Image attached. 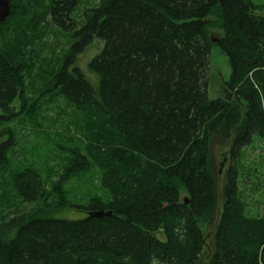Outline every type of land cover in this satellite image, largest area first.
I'll return each mask as SVG.
<instances>
[{
  "label": "trees",
  "instance_id": "obj_1",
  "mask_svg": "<svg viewBox=\"0 0 264 264\" xmlns=\"http://www.w3.org/2000/svg\"><path fill=\"white\" fill-rule=\"evenodd\" d=\"M79 6L13 0L0 25V264H200V223L218 200L211 144L220 134L233 136L232 158L208 264H264V216L247 214L242 190L244 150L264 146V16L251 0H100L78 22ZM52 30L69 40L50 58ZM95 39L105 42L89 63L97 89L76 67ZM214 45L229 58L232 99H209ZM58 103L60 169L15 166L12 124L50 135L57 123L46 113ZM93 172L105 195L73 202L70 185ZM67 209L87 217H54ZM100 212L111 215L90 217Z\"/></svg>",
  "mask_w": 264,
  "mask_h": 264
},
{
  "label": "rangeland",
  "instance_id": "obj_2",
  "mask_svg": "<svg viewBox=\"0 0 264 264\" xmlns=\"http://www.w3.org/2000/svg\"><path fill=\"white\" fill-rule=\"evenodd\" d=\"M251 1L257 7V14L264 16V0ZM99 2L100 0H80V6L75 14V19L79 22L82 13L88 8L97 6ZM52 34L49 35L48 41L43 47L45 56L50 58L52 56V51L60 55L67 49L69 40L67 34L58 30H52ZM221 34L220 29L217 27L211 29L214 42H217ZM104 47V41L95 39L94 42L79 55L76 62V67H79L83 71L86 78L95 89H97L99 81L97 75L90 69L89 63L103 51ZM231 74L232 70L229 58L218 45H214L209 55L208 96L210 100L227 98L226 83L230 81ZM31 95L33 96V94ZM65 107L64 103H58L56 106L51 107V111L46 113L47 116L57 124L55 128L48 131L50 135H46L47 133L42 134L41 138L35 136L30 125L23 128L19 123L12 124V127L18 134V138H20L19 151L15 155V166H24V164L29 163V165L41 169L46 174L49 172V169L53 167H56V170L60 169L61 161L63 157L66 158V156H61L56 152L54 143L57 141V133L62 134L63 132L62 125L65 119L59 114L64 111ZM232 140L233 136L227 134L217 135L212 140L211 163L218 187V200L216 210L211 219L200 223L205 237V247L200 264H208L214 253V235L222 215L224 204V182L227 169L231 166ZM263 147V145H258L256 143L253 147L244 150L243 162L248 171L246 170V177L243 178L248 184L245 183L242 190L246 192L248 197L247 202L249 206L247 214L250 217L264 216V186H262V183H264V176L261 175V173L264 174V169L262 168L264 167ZM249 170L256 172V176H251L248 179L247 174H249ZM256 184H258L257 186L260 185V190L257 189ZM69 189L71 190V194L69 195L70 199L77 204H87L91 198L105 195L104 190L101 188L97 172H93L92 175L89 174V176H86L84 181L79 184L74 182L70 185ZM181 199L182 201L187 199V194L184 190L181 191ZM30 207L31 206L25 204H20L19 210L26 211L30 209ZM54 217L66 220H82L86 218L87 215L83 212H78L76 209H67L56 213ZM158 237L164 240L162 235H158Z\"/></svg>",
  "mask_w": 264,
  "mask_h": 264
},
{
  "label": "water",
  "instance_id": "obj_3",
  "mask_svg": "<svg viewBox=\"0 0 264 264\" xmlns=\"http://www.w3.org/2000/svg\"><path fill=\"white\" fill-rule=\"evenodd\" d=\"M12 1L13 0H0V25L2 23H4L10 17V15H11V2ZM227 98L232 99V96H229L228 92H227ZM105 215L110 216L111 214L110 213L104 214L103 212L92 213V214H90V217L100 218V217H103Z\"/></svg>",
  "mask_w": 264,
  "mask_h": 264
}]
</instances>
